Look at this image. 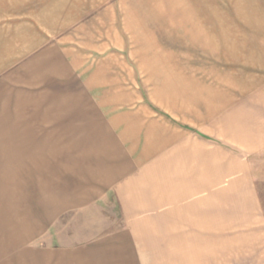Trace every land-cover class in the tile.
Listing matches in <instances>:
<instances>
[{
    "label": "crops",
    "instance_id": "1",
    "mask_svg": "<svg viewBox=\"0 0 264 264\" xmlns=\"http://www.w3.org/2000/svg\"><path fill=\"white\" fill-rule=\"evenodd\" d=\"M223 2L160 16L184 35L255 32ZM20 13L0 14V264H264V43L244 91L172 71L126 104L103 89L116 64L63 40L70 20Z\"/></svg>",
    "mask_w": 264,
    "mask_h": 264
},
{
    "label": "rangeland",
    "instance_id": "2",
    "mask_svg": "<svg viewBox=\"0 0 264 264\" xmlns=\"http://www.w3.org/2000/svg\"><path fill=\"white\" fill-rule=\"evenodd\" d=\"M232 4L240 13L250 14L246 16L247 23L241 25L255 32L229 35L208 31L203 34L204 42H209L207 49L200 51L181 49V44L202 41L200 36L203 35L177 33L180 24L171 25V22L179 19L160 15L181 16L223 10L226 4L222 0H0V14L18 15L25 11V19L29 18L31 23L36 22L47 29L59 25V22L64 26L70 20L71 28L66 36L63 35V40L72 37L69 46L79 51L85 48L82 54H92L94 58L106 57L116 64L108 67L111 70L109 82L103 83V89L111 94L124 89L126 104H133V99L138 100L136 95L142 96V101L147 104L150 90L164 89L165 75L172 71L179 79L181 75H190L191 80L194 79L189 82L191 89L198 88L199 78L200 82L205 79L207 84H213L214 76L218 75L219 79H230L238 90L244 91L247 64L254 66L255 73L262 65V2L233 0ZM81 13H86L87 17L81 18ZM229 41L233 49H223L224 43ZM213 42L221 43L222 49L212 48L210 43ZM101 46L104 49H100ZM90 47L98 49L92 52ZM184 53H189L194 59L204 58L203 65H185L181 60ZM122 61L126 65L119 66ZM119 78L124 81L117 82ZM109 101L113 104L117 99L111 97Z\"/></svg>",
    "mask_w": 264,
    "mask_h": 264
}]
</instances>
